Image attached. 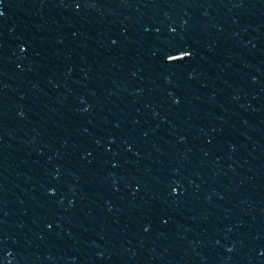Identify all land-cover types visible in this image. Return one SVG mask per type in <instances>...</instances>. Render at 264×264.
Listing matches in <instances>:
<instances>
[{
    "label": "water",
    "instance_id": "1",
    "mask_svg": "<svg viewBox=\"0 0 264 264\" xmlns=\"http://www.w3.org/2000/svg\"><path fill=\"white\" fill-rule=\"evenodd\" d=\"M264 49V0H0V126Z\"/></svg>",
    "mask_w": 264,
    "mask_h": 264
}]
</instances>
